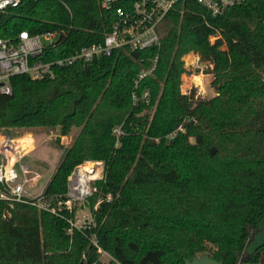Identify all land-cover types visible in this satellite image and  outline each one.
Returning <instances> with one entry per match:
<instances>
[{"label":"trees","instance_id":"16d2710c","mask_svg":"<svg viewBox=\"0 0 264 264\" xmlns=\"http://www.w3.org/2000/svg\"><path fill=\"white\" fill-rule=\"evenodd\" d=\"M188 6L161 20L157 66L136 86L155 48H116L52 78L11 77L12 91L0 94V128L59 126L67 134L79 127L43 198L54 205L63 197L69 173L85 159H103L105 176L96 209L90 196L94 223L71 233L66 218L48 209L0 200V264H186L199 252L219 264H264L262 0L215 16ZM112 18L98 0H20L0 10V36L64 29L48 50L57 57L102 40ZM189 51L208 63L215 95L181 92ZM145 89L149 101L133 103L132 91ZM92 235L111 255L106 263Z\"/></svg>","mask_w":264,"mask_h":264},{"label":"built area","instance_id":"2783aa9c","mask_svg":"<svg viewBox=\"0 0 264 264\" xmlns=\"http://www.w3.org/2000/svg\"><path fill=\"white\" fill-rule=\"evenodd\" d=\"M19 1L0 0V10L7 6H15ZM241 1L243 0H98L101 8L113 13L110 27L104 33L102 40L84 44L72 53L57 57H49L48 50L60 42L65 35L64 29L56 28L36 33L22 29L14 37L0 36V94L12 91L11 77L17 74H28L32 78H52L61 67L71 65L77 60L89 61L95 57L108 55L116 48H126L132 52L148 47L155 48L148 64L140 67L134 77V86H136L140 79L152 74L157 66L159 60L157 49L161 44L158 26L169 11L180 6L179 10L183 13L188 9L189 4L194 2L215 16ZM262 10L264 14V0H262ZM209 38L214 40L215 36L210 35ZM199 57L197 53L193 64L195 63L200 72L193 73V76L202 75L203 66L198 60ZM182 59L185 62L183 56ZM142 60L143 58L139 57V61ZM180 89L183 94H190V91L182 89L181 86ZM141 99L145 102L149 101L148 89L143 90L141 95L132 91L133 103ZM178 128L182 129V127ZM113 131L116 135L122 132L120 126H115ZM27 147L28 145H20L17 137L2 135L0 138V200L5 201L10 207L15 202H31L39 208L48 209L66 218L69 230L74 227L82 229L94 223L91 213V217L87 218L88 221L78 225L73 218L74 206L76 203H85L91 195L99 191L97 182L103 180L105 176L104 160L89 158L76 164L67 177L64 196L51 205L43 200L45 185L37 188L42 173L22 161L28 150ZM110 196V193L106 194L107 199H110ZM99 202L93 204V209L97 208ZM62 210H66L71 215L65 216ZM90 238L101 252L102 249L95 235Z\"/></svg>","mask_w":264,"mask_h":264},{"label":"rangeland","instance_id":"374dc122","mask_svg":"<svg viewBox=\"0 0 264 264\" xmlns=\"http://www.w3.org/2000/svg\"><path fill=\"white\" fill-rule=\"evenodd\" d=\"M213 39V38H212ZM193 55V56H192ZM196 52H187L183 55L185 59L184 67L185 71L181 74V83L180 86L182 89L188 91H193L195 95H198L202 98H208L216 94L215 86L212 84L213 74L208 71L206 61H203L200 57L198 58L200 64H202V75L193 76V73L200 72V69L195 66L193 62L196 60ZM208 67H211L209 65ZM194 83H200L195 85ZM152 110V109H151ZM59 126L56 127H45V126H36V127H2L0 128V136L8 135L11 137H18L23 134H27L31 139L32 143L27 147V151L22 157V161L28 163L29 165L35 167L42 173V177L37 186L42 188L46 180L50 178L53 173L60 157L62 154V148L71 143L75 135L79 131V127L73 126L67 134L59 133ZM192 139V137L190 138ZM98 193V192H96ZM93 197L94 203L96 204L101 200V193L91 195ZM91 197L87 199L85 203H76L74 206L75 214L73 218L75 219L78 225L88 221V217H91L92 208H91ZM45 200V199H43ZM48 203V201L45 200ZM44 202V203H45ZM98 205V204H97ZM92 225V223H90ZM67 232L71 233L72 230L67 229ZM262 236L259 235V238ZM201 253H196L195 255H200ZM100 260L106 263L111 255L105 251L101 250ZM237 264H252L249 262H239Z\"/></svg>","mask_w":264,"mask_h":264},{"label":"water","instance_id":"95a60500","mask_svg":"<svg viewBox=\"0 0 264 264\" xmlns=\"http://www.w3.org/2000/svg\"><path fill=\"white\" fill-rule=\"evenodd\" d=\"M215 148L212 147L210 152H214ZM252 253V252H250ZM186 264H219V261L211 257L207 253H202L200 255H193L191 259H185Z\"/></svg>","mask_w":264,"mask_h":264},{"label":"bare ground","instance_id":"6f19581e","mask_svg":"<svg viewBox=\"0 0 264 264\" xmlns=\"http://www.w3.org/2000/svg\"><path fill=\"white\" fill-rule=\"evenodd\" d=\"M0 138H1V136H0ZM17 140L20 143V145H22V146H26V145L29 146V144L32 143L31 139L28 137L27 134H23V135L18 136Z\"/></svg>","mask_w":264,"mask_h":264}]
</instances>
